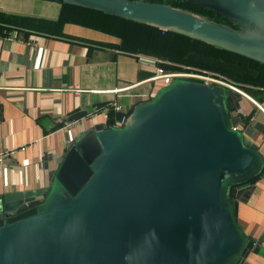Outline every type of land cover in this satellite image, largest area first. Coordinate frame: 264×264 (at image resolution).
<instances>
[{"label":"water","instance_id":"obj_1","mask_svg":"<svg viewBox=\"0 0 264 264\" xmlns=\"http://www.w3.org/2000/svg\"><path fill=\"white\" fill-rule=\"evenodd\" d=\"M62 1L264 63V0H189L231 18L236 28L168 3ZM215 85L228 95L217 96ZM239 93L180 82L136 107L124 132L107 123L81 133L59 158L43 197L0 198V264H243L255 242L239 231L235 204L238 185L253 175L228 176L259 159L255 145L236 132L246 117Z\"/></svg>","mask_w":264,"mask_h":264},{"label":"crops","instance_id":"obj_2","mask_svg":"<svg viewBox=\"0 0 264 264\" xmlns=\"http://www.w3.org/2000/svg\"><path fill=\"white\" fill-rule=\"evenodd\" d=\"M60 11L56 0H0V153L26 147L0 161V198L12 203L43 197L77 136L130 116L163 80L151 79L155 68L139 59L151 55L116 47L113 35L73 23L54 33L39 23ZM237 97L246 113L239 131L262 154L263 169L257 180L238 185L235 218L255 242L243 264H264V91L256 99ZM114 104L121 109L104 110ZM66 118L79 122L63 128Z\"/></svg>","mask_w":264,"mask_h":264},{"label":"trees","instance_id":"obj_3","mask_svg":"<svg viewBox=\"0 0 264 264\" xmlns=\"http://www.w3.org/2000/svg\"><path fill=\"white\" fill-rule=\"evenodd\" d=\"M56 1L61 3V11L56 20L49 21L38 17L39 23L47 24L54 33L62 32L67 23L79 24L113 35L118 40L113 45L123 50L144 53L167 61V64H162L165 70L219 73L233 81L249 82L254 86L264 87L263 62L220 48L201 39L163 30L94 8L65 3L62 0ZM149 1L168 3L208 16L218 22L237 26L234 20L220 12L189 0ZM190 81L197 80L190 79ZM225 88L228 90L227 87ZM250 93L252 96L256 95L253 90Z\"/></svg>","mask_w":264,"mask_h":264},{"label":"rangeland","instance_id":"obj_4","mask_svg":"<svg viewBox=\"0 0 264 264\" xmlns=\"http://www.w3.org/2000/svg\"><path fill=\"white\" fill-rule=\"evenodd\" d=\"M207 18H209V19H211V20H213L215 22H218V21H216V20H214V19H212L210 17H207ZM218 23L226 24L224 22H218ZM229 26H231V25H229ZM231 27L236 28L235 26H231ZM249 58H251V57H249ZM254 60H256V59H254ZM207 73L214 74L213 72H207ZM215 74L221 75V79L224 82L235 86L240 91V93L245 94L247 96L249 95L250 98H255L254 95L252 96V94L250 93L251 90H253L255 92V94L259 93L260 91H264V87H262V86H254L252 83H249V82L246 83V82L233 81V80L229 79L228 77H226V76H224L222 74H219V73H215ZM187 81H190V79H187V78H169V79H163V80L159 81V84H161L160 88L155 92L154 97L152 98V100L139 103L136 107L137 108H141L142 106H144V105H146L148 103H151L152 101H154L153 100L154 98H156L157 96H161L163 93H165L169 88H171L175 84L180 83V82H187ZM214 89H215V91L217 93V96L221 95V97H222V95L226 96V94L228 95V93H229V89L226 90L224 87H221V86H218V85H215ZM233 92L235 93V91H233ZM240 93L238 95H240ZM104 118L105 117L102 115L101 116V121L104 122ZM103 124H107V123L104 122ZM110 127L113 128L112 125ZM115 128L118 129V133L124 132V127L122 125L121 126H116ZM229 128H231L230 125H229ZM236 132H237L238 136L241 138V135H242L241 131L236 130ZM257 155H258L259 162H257L255 164V166H253L251 169L246 170L245 172H241L239 174L237 173V174L229 175L228 176L229 180H234V181L244 180L245 178H248V177H250L252 175H253L252 179L254 181L257 180L258 178H260L259 173L263 169V162H262L263 161V157H262V154L260 152H257ZM229 180H228V182H229ZM223 201H224L226 207L231 210L230 199H229V196L227 195V193H226L225 196H223ZM236 224H237V227H238L239 231L242 233V235H244L243 229L240 228V226H239V224L237 222H236ZM232 260H234V259H231V260L227 261L225 264H232Z\"/></svg>","mask_w":264,"mask_h":264},{"label":"built area","instance_id":"obj_5","mask_svg":"<svg viewBox=\"0 0 264 264\" xmlns=\"http://www.w3.org/2000/svg\"><path fill=\"white\" fill-rule=\"evenodd\" d=\"M139 59L141 62L143 63H147L149 65H151L152 67L155 68L156 70V75L154 77H152L151 79H169V78H187V79H194L200 82H205L208 84H220V85H225V86H229L237 91H239L235 86L228 84L226 82H224L221 79L220 75H214L212 73H207L205 72H177V71H173V70H165L163 67V63H168L167 61L158 58V57H153V56H147V55H139ZM240 92V91H239ZM111 109L114 110H120L121 107L117 104L114 105H109L107 108H105L104 110L106 111H110ZM129 115L124 116L122 118V120L120 122H118L117 124H113V126H123L127 119H128ZM79 122L78 118H66L63 121V128H69L75 124H77ZM26 147H21V148H13V149H9V150H5L2 151L0 153V161L2 159H4L5 157H9L14 155L17 151H22L25 150Z\"/></svg>","mask_w":264,"mask_h":264},{"label":"bare ground","instance_id":"obj_6","mask_svg":"<svg viewBox=\"0 0 264 264\" xmlns=\"http://www.w3.org/2000/svg\"><path fill=\"white\" fill-rule=\"evenodd\" d=\"M249 96V95H248ZM250 98V97H249Z\"/></svg>","mask_w":264,"mask_h":264}]
</instances>
